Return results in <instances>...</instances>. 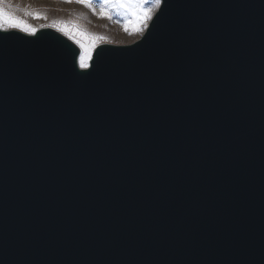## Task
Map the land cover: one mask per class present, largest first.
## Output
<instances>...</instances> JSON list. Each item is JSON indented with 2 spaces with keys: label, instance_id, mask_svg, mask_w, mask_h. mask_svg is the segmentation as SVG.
Masks as SVG:
<instances>
[{
  "label": "water",
  "instance_id": "95a60500",
  "mask_svg": "<svg viewBox=\"0 0 264 264\" xmlns=\"http://www.w3.org/2000/svg\"><path fill=\"white\" fill-rule=\"evenodd\" d=\"M148 25L0 31V264H264V0Z\"/></svg>",
  "mask_w": 264,
  "mask_h": 264
},
{
  "label": "rangeland",
  "instance_id": "374dc122",
  "mask_svg": "<svg viewBox=\"0 0 264 264\" xmlns=\"http://www.w3.org/2000/svg\"><path fill=\"white\" fill-rule=\"evenodd\" d=\"M148 6L153 7L152 5ZM105 7L108 15L101 14L100 0H93L91 7L77 3H63L62 0H12V3L4 5L6 14H10L16 20L22 21L23 25H27L34 30L44 26L52 27L56 23L68 28L78 27L81 31L89 34L90 38L103 37V39L95 40V46L102 42L116 44L131 43L138 39L145 31L146 28L143 31L134 30V26L131 25L126 10L118 7ZM156 9L153 7V14ZM109 15L111 18H109ZM126 26L129 27V31L127 32L125 31ZM4 29L19 28L11 27L6 20ZM76 38L81 39L85 43V57L86 62L89 63L87 57L89 55L88 46L91 43V39L83 40L78 35ZM93 50L91 51V55Z\"/></svg>",
  "mask_w": 264,
  "mask_h": 264
},
{
  "label": "snow or ice",
  "instance_id": "6c2138e0",
  "mask_svg": "<svg viewBox=\"0 0 264 264\" xmlns=\"http://www.w3.org/2000/svg\"><path fill=\"white\" fill-rule=\"evenodd\" d=\"M63 3H77L87 7H91L93 4V0H62ZM101 2V14L108 15L106 11V7L108 8H122L126 10L129 15V21L131 25L134 26L135 31H143L147 28L148 22L153 19V7L161 8L165 4V0H100ZM6 3H12V0H0V31L4 30V24L7 20L9 25L13 28H19L20 31L28 33L31 32L32 35H35L36 32L34 29H31L27 25H23L22 21L16 20L10 14H6L4 5ZM148 5H152L153 7H149ZM95 11V9H93ZM39 18V17H37ZM109 18L111 16L109 15ZM23 25V26H22ZM52 27L60 31L61 33L67 35L70 39L76 43L81 49L80 54L76 57L77 65L82 69L86 70L91 67L90 63L86 62L85 57V43L82 42L81 39H77L76 36H80L83 40L91 39V43L88 46L89 55L87 57L88 61H91V51L95 47V40L103 39V37H89V34L81 31L78 27L68 28L65 26H60L56 23L52 25ZM125 31H129V27H125Z\"/></svg>",
  "mask_w": 264,
  "mask_h": 264
}]
</instances>
